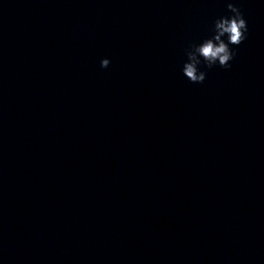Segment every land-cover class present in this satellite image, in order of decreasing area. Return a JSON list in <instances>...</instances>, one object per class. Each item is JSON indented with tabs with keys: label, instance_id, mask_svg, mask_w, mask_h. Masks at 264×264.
Returning <instances> with one entry per match:
<instances>
[{
	"label": "clouds",
	"instance_id": "9594fccd",
	"mask_svg": "<svg viewBox=\"0 0 264 264\" xmlns=\"http://www.w3.org/2000/svg\"><path fill=\"white\" fill-rule=\"evenodd\" d=\"M227 9L231 15L221 16L213 21L210 37L185 49L187 60L183 64L182 73L193 84H201L206 79V72L200 70L201 64L209 69L217 64L221 68H230V62L236 55L231 46H239L247 39V21L240 8L229 0ZM109 64L110 60L107 58L100 62L101 68H107Z\"/></svg>",
	"mask_w": 264,
	"mask_h": 264
}]
</instances>
